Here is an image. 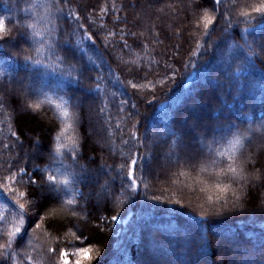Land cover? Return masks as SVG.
Returning a JSON list of instances; mask_svg holds the SVG:
<instances>
[{
	"label": "trees",
	"instance_id": "obj_1",
	"mask_svg": "<svg viewBox=\"0 0 264 264\" xmlns=\"http://www.w3.org/2000/svg\"><path fill=\"white\" fill-rule=\"evenodd\" d=\"M45 2L47 0H0V20L5 21L6 29L10 30L13 36H17L18 40L23 39L18 36L17 28H25L32 22L34 15L30 8L28 12H24L23 9L32 3ZM198 2L203 3L204 8L197 11L193 7H186L190 0H115L118 7L129 5L122 8L119 15L121 17L127 15L128 29L137 32L139 40L144 44L142 49L133 43L137 37H125L132 47L130 50L120 51L119 44L122 41L119 40V36L109 37L111 43L105 45L103 38L107 32L100 31L104 25L113 27V10L109 9L108 14L102 16V20L97 19L102 15L100 7L105 3H111V0H72L71 6L74 12L80 11L81 16L88 12L93 14L85 27L96 21L89 31L94 38L99 33L100 39L89 48L87 53H82L79 46L60 44L57 46L56 55L63 56L60 49L64 47H74L76 59L83 58L81 63L88 64L89 75L93 79L85 80L86 86L82 88L74 80L62 77L58 71L49 72L45 77L46 86L43 92L54 102H49L44 94L32 91L35 83L31 77L24 80V88L21 89L19 83L21 77L35 71L43 72L44 69L31 61L23 60L22 56L18 58L15 55L18 48L14 44L0 43V68L5 67L6 62L15 61V69H9L12 73L11 78L0 75V88L6 86L16 93V102L10 99L9 106L0 109V162L14 161L18 154L24 155L30 152L31 146L26 139L29 135L41 142L44 151L51 150L55 155V137L63 127L56 105L63 101H68L69 105L81 103L84 109L78 116L75 135L79 137L81 151L86 152V155L94 160L92 167L96 170L97 176L96 183H91L87 187L82 186L85 193L90 189L98 191L99 185H103L109 178L106 175L108 172L106 166L117 168L122 162V153H127L131 141L128 145L124 141L128 140L129 127H125L126 121L121 119L126 112L134 114L139 112L136 116L140 121L136 125L138 134L144 136L147 133L149 137L153 130L169 128L176 131L177 135H181L191 130L193 122L211 128V122L238 118L242 129H247L249 124L256 126L264 121V58H253L252 65L242 79H237L233 75L232 84H238L239 88L230 87L229 72L213 58L209 37L201 34L202 17L205 10H210L211 0L207 2L198 0ZM238 2L243 5L244 0ZM248 3L259 4L260 0H248ZM133 4L140 7L133 8L131 7ZM148 4H154L155 7L145 10ZM79 5H84L83 11ZM39 11L43 12V9ZM212 15L217 13L213 12ZM148 16L152 17L151 21L148 20ZM258 20L259 17L253 20L252 25H256ZM57 23L61 32H57L56 36L61 40L66 39L68 34L64 29L72 23V17H68L67 22L62 19ZM197 23L200 26L199 30L196 27ZM149 27H152L151 33L146 31ZM215 27L212 39L221 43L223 21L218 20ZM244 27L243 24H234L230 29V35L239 33L243 37ZM119 28H124V24H120ZM119 28L114 30L119 32ZM156 32H161L159 41L162 43L155 38ZM262 34H264V26L249 27L248 39L258 44ZM31 36L32 29L28 28V38L23 46L32 50L31 55L34 59L43 58L48 62L47 50L39 55L36 52L40 47L38 41L41 37L32 39ZM78 36L79 33L71 39L75 41ZM44 39L47 40L48 37L45 36ZM228 42L231 43V39ZM52 43L56 44L55 37L52 38ZM113 44L116 47H113ZM198 44L202 47H198ZM89 45L91 41L86 42L83 47ZM93 48L99 51H93ZM100 52H103V63L97 60L96 64H93L88 60L89 56L95 59ZM194 53L199 55H193ZM51 59L56 61V56ZM185 65L189 66L185 67ZM130 67L138 71H134L132 75L129 73ZM97 75L103 77L99 81L101 85L99 89L94 86ZM162 78L166 82L161 86ZM9 79L17 82L10 83ZM125 80L145 84L152 81L157 87L155 91L151 88L137 91L130 85L126 86L123 83ZM60 81L64 83L63 89L57 87ZM24 90L31 92V95L26 96ZM153 95L156 100L148 104L147 101L151 100ZM26 99L44 102L39 109H29L26 114L20 111ZM121 100L128 101L124 112L119 111ZM132 104H136L135 109L131 107ZM73 110L69 108V111ZM235 130L234 128L233 131ZM86 136L87 140H85ZM16 137L23 142V151L15 142ZM228 139L230 136L215 147L220 151L225 150ZM149 146L150 144L146 145ZM166 150L163 142L155 148L156 158L152 160V169L156 179L150 177L139 182L140 187L136 190L137 195L134 199H129L126 193L120 197L123 203L109 202V210L103 215L109 221L112 215H117L118 221L106 223L95 218L90 220L88 209L95 200L90 203L81 201L85 210L80 212L74 222L79 224L80 221H87L90 225L84 230L81 241L74 240L71 232L75 229L64 220L63 213L57 212L53 217L57 222L51 227L46 225L44 232L36 233L39 239L32 241L28 254L33 256L37 264H58L55 254L42 255L40 249L67 248V251L72 253L77 247H90L98 249L101 253L98 257L99 264H200L201 261H206V264H238L241 254L258 249L261 241H264V188L246 186L240 205L226 210L222 215L210 214L202 227L203 218L199 215L201 211L199 204L203 202V194L200 192L202 185L194 184L193 178L199 176L211 183L219 169L226 168L230 161L227 155L217 156L220 162L218 165L209 167L206 172H201L199 168L188 169L190 176L179 177L181 183L176 184L174 183L176 177H171L169 180L165 169L160 166L161 157ZM62 151L67 153L68 149ZM241 151L255 152V149L249 146L246 139L245 147ZM141 155L148 160L147 153ZM37 163L44 169L45 178L49 171L59 167L58 162L50 164L47 159L38 160ZM141 164L142 162L138 160V165ZM256 168L259 169L260 165L257 164ZM31 170L29 168V171ZM225 182L230 181L225 180ZM144 184H148L147 191L144 189ZM189 185L191 187H188ZM233 187L238 185L233 184ZM145 192L147 197L158 196L164 202L146 199ZM77 199L80 200V197ZM177 199L182 201V205L168 203ZM6 203L4 193L0 192V212L5 211ZM172 208L176 210L170 211ZM96 225H100V228ZM29 232L31 233V229ZM205 233L204 246H201V234ZM27 239L26 237L25 243ZM0 243L3 241L0 240ZM31 248H36L37 251L32 252ZM94 254L93 252L89 255ZM20 259L23 264V257ZM75 259L72 257L73 261ZM80 259L81 264H88V257ZM93 264L96 262L93 261Z\"/></svg>",
	"mask_w": 264,
	"mask_h": 264
},
{
	"label": "snow or ice",
	"instance_id": "obj_2",
	"mask_svg": "<svg viewBox=\"0 0 264 264\" xmlns=\"http://www.w3.org/2000/svg\"><path fill=\"white\" fill-rule=\"evenodd\" d=\"M71 5L72 0H47L45 3H32L29 7L24 8V12H28L30 8L34 15L32 22L28 23L25 28H17L18 36L23 38L19 40L17 36L12 35L10 30L6 29L5 21L0 20V43L5 45L14 44L18 48L15 53L18 58L22 56L23 60L31 61L44 69L43 72L35 71L21 77L19 80L21 89L24 88V80L31 77L35 83V88L32 91L44 94L49 102L54 101L47 98V94L43 92L46 86L45 77L49 72L58 71L62 77L74 80L82 88L86 86L85 80L93 79L89 75L88 64L81 63L83 58L76 59L74 47H64L60 49L63 56L56 55L57 46L60 44L79 46L82 53H87L89 48L100 39L99 33L94 38L92 32L89 31L96 21H92L85 27L93 14L88 12L81 16L80 11L74 12ZM128 6L120 5L118 7L115 0H111V3H105L100 7L102 15L97 17L98 20H102V16L108 14L109 9L113 10V27L104 25L100 31L107 32V35L103 38V44L105 45L111 43L109 37L119 36V40L122 41L119 44L120 51H123V49L130 50L132 47L125 37H137L133 40V43L142 49L144 47L143 41L139 40V34L128 29L127 15L124 17L119 15L120 10ZM131 7L137 8L140 6L133 4ZM153 7H155L154 4H148L145 6V10ZM186 7H193L198 11L204 8V4L198 2V0H190ZM79 8L83 11L84 5H79ZM39 9H43V12H40ZM248 9H251V11ZM213 12L217 15H212ZM68 17H72V23L64 29L68 34L67 38L61 40L60 37L56 36L57 32H61L57 21L63 19L67 22ZM257 17H259L257 24L252 25L251 22L257 20ZM147 18L149 21L152 20L151 16ZM202 20L203 30L201 34L211 40L213 58L224 70L229 72V86L238 89V84H232V76L242 79L252 65L253 58H264V34L261 35L258 44L248 39L249 27L264 26V0H260L259 4L248 3V0H244L243 5L238 0H211L210 10L204 11ZM218 20L223 21V30L220 33V36L223 37L221 43H217L216 39H212V32L216 30L215 25ZM73 24L75 27H73ZM120 24H124V28H119ZM234 24L245 25L243 28L245 35L243 37L239 33L234 36L230 35V29ZM196 27L199 30V23ZM28 28L32 29V39L38 36L41 37V40L38 41L40 47L36 49V52L39 55L47 50L48 57L46 59L48 62H45L43 58L34 59L31 55L32 50L23 46L28 38ZM114 28H119V32L115 31ZM146 31L151 33L152 27L147 28ZM78 33V38L73 41L71 37ZM160 35L161 32L155 33V38L158 41ZM45 36L48 37L47 40L44 39ZM53 37L56 39V44L52 43ZM229 39H231V43L228 42ZM88 41H91V45L83 47ZM159 42L162 43V41ZM112 46L116 47L115 44ZM197 46L202 47L199 44ZM92 50L99 51L94 48ZM193 55H199V53ZM53 56H56V61H52ZM88 60L93 64H96L97 60L103 63V52H100L95 59L89 56ZM188 66L185 65V67ZM10 68L15 69V61L6 62V66L0 68V75L11 78ZM134 71H138V69L129 68L130 74L134 75ZM172 78H174V75ZM102 79L103 77L100 75L95 76L94 86L97 89L101 87L99 81ZM9 82L16 83L17 81L9 79ZM165 82V79L162 78L160 85L162 86ZM123 83L126 86L130 85L132 89L137 91L146 88L155 91L157 87L152 81L145 84L125 80ZM57 87L63 89V81L58 82ZM24 94L30 96L31 92L24 90ZM15 96L16 93L6 86L0 88V109L9 106L10 99L15 103ZM155 100L156 97L153 95L147 103L152 104ZM43 102L26 99L20 111L27 114L29 109H39ZM127 104V100H121L119 111L124 112ZM56 106L63 122V127L55 137L56 154L53 155L51 150L44 151L41 142L29 135L26 136V139L31 146L30 152L24 155L18 154L14 161L2 160L0 162V192L4 193V200L7 202L5 211L0 212V240L3 241V243H0V250H2L0 264H21V257H23V264H37L33 256L28 254V249L34 239H39L36 235L38 231L42 233L46 225L51 227L57 222L53 219L57 212L63 213L64 220L71 225L72 229H75L71 232L74 240L81 241L84 230L90 227L87 221H80L79 224L74 222V219H78L80 212L85 210L81 201L90 203L95 200L92 207L88 209L90 220L95 218L104 220L106 223L117 221V215H112L110 221L103 215L105 211L109 210V202L123 203L120 197L126 193L129 199H134L137 195L136 190L140 187L139 182L150 177L152 179L157 178L153 175L152 160L156 158L155 148L162 142L167 150L161 157L160 166L165 169L169 180H171V177H176L174 181L176 184L181 183L179 177L190 176L188 169L199 168L201 172H206L209 167L218 165L220 162L217 160V156L227 155L228 161H230L226 168L219 169L211 183L199 176L193 178L194 184L202 185L200 192L203 194V202L199 204L201 209L199 215L203 218L201 220L202 227L205 219L210 214L222 215L226 210L240 205L242 197L245 195L244 189L246 186L253 185L264 188V121L256 126L249 124L247 129H242V126L238 123V118L220 119L211 122V128H205L193 122L191 130L181 135H177L176 131L169 128L153 130L151 137H149L147 133L144 136L138 134L136 125L140 121L136 119V116L139 115L137 111L135 114L126 112L125 116L121 118L126 121L125 127H129L128 140H125L124 143L128 145L131 141L127 153H122V162L117 168L106 166L108 167L106 175L109 178L105 180L103 185H99L98 191L90 189L88 193H85L83 187L96 183L97 176L96 170L92 167L94 160L88 157L86 152L81 151L79 137L75 135L78 116L83 113L84 109L81 103L69 105L68 101L58 103ZM70 107L74 110L69 111ZM131 107L135 109L136 104H132ZM100 110L103 111V109ZM234 128L235 131H233ZM229 136L230 139H228V146L225 150L220 151L215 147L216 144ZM196 137H199V139H196ZM246 139L249 146L255 149V152L241 151L245 147ZM85 140H87V136ZM15 142L23 151L24 145L19 137H16ZM149 144L150 146L146 147ZM63 149H68L67 153L62 151ZM141 153H147L148 160H145ZM43 159H47L50 164L59 163V167H55L54 171L47 173V178L43 174L44 169L41 168V164L37 163L38 160L42 161ZM138 160L142 162L141 165H138ZM257 164L260 165L259 169L256 168ZM13 168H15V171H13ZM29 168L32 170L29 171ZM172 169H175V171ZM225 180L230 182H225ZM233 184H237L238 187H233ZM143 186L147 191L148 184ZM188 187H191V185ZM29 197L31 199H28ZM77 197H80V200ZM145 198L164 202L158 196L147 197L146 192ZM22 200L25 202H21ZM168 203L182 205V201L179 199L168 201ZM49 205H52V207H49ZM175 210V208L170 209V211ZM96 227L100 228V225H96ZM29 229H31V233ZM26 237L28 238L27 243H25ZM205 237L206 233L201 234V246H204ZM31 251L36 252L37 249L31 248ZM93 252L94 255H89ZM40 253L42 255L55 254L58 264H81V257H88V264H93V261L99 264L98 257L101 256L98 249L90 247H77L75 252L72 253H69L67 248L47 247L41 248ZM72 257L76 259L73 261ZM200 264H206V261H201ZM238 264H264V241H261L258 249L241 254Z\"/></svg>",
	"mask_w": 264,
	"mask_h": 264
},
{
	"label": "rangeland",
	"instance_id": "obj_3",
	"mask_svg": "<svg viewBox=\"0 0 264 264\" xmlns=\"http://www.w3.org/2000/svg\"><path fill=\"white\" fill-rule=\"evenodd\" d=\"M119 219H117V221H118Z\"/></svg>",
	"mask_w": 264,
	"mask_h": 264
}]
</instances>
